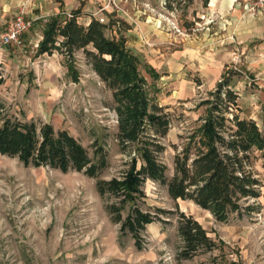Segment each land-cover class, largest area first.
Listing matches in <instances>:
<instances>
[{
    "label": "rangeland",
    "instance_id": "374dc122",
    "mask_svg": "<svg viewBox=\"0 0 264 264\" xmlns=\"http://www.w3.org/2000/svg\"><path fill=\"white\" fill-rule=\"evenodd\" d=\"M0 1L7 11L5 23H0V35L17 15L31 19L32 14L41 12L48 19L55 15L52 11L57 7L64 11V17L77 12L76 19L84 26L91 18H103L106 23L107 15L114 14L113 19L129 28L122 31L123 37L128 30L138 28L140 22L157 26L170 39L164 43L170 50L229 42L235 48L231 62L242 63L240 44L233 35H224L227 19L206 10L203 0ZM233 6L243 16L264 15V0H233ZM170 21L176 23L180 33L173 30ZM43 26L41 20L34 21L21 37L20 47L0 44L4 79L0 100L7 113L21 122L47 123L55 131L66 130L87 149L94 162L99 155L104 156L107 167L99 179L120 178L129 156L116 140L111 92L91 70L82 52L74 55L75 74L69 72L67 61L57 52L37 55ZM112 30L106 34L111 36ZM237 69V73L242 71L241 66ZM170 93L164 90L156 100L171 119L163 140L165 151L159 156L168 177L173 174L174 146L203 116L206 106L201 104L209 98V92L197 90L175 102L169 99ZM258 127L264 133V126ZM253 157L252 170L263 186L261 196L248 203L259 209L251 214L231 215L223 223L191 201L171 199L165 187L147 180L142 186V199L136 204L158 220L145 227L137 248L130 234H121L119 224L111 221L105 205L113 200L99 197L95 178L77 171L25 167L17 159L0 154V264H212L216 255L235 264H264V170L259 153ZM129 208L126 205L122 217ZM176 210L194 218L220 250L191 260L178 259L176 214L159 212Z\"/></svg>",
    "mask_w": 264,
    "mask_h": 264
},
{
    "label": "trees",
    "instance_id": "16d2710c",
    "mask_svg": "<svg viewBox=\"0 0 264 264\" xmlns=\"http://www.w3.org/2000/svg\"><path fill=\"white\" fill-rule=\"evenodd\" d=\"M208 1L203 0V5ZM70 15L64 17L60 10L46 20L36 53L57 52L67 61L69 72L75 74L74 55L82 52L91 70L111 92V108L117 118L116 140L129 156L127 169L120 178L99 179L107 167L104 156L99 155L94 162L87 149L66 130L55 131L47 123L21 122L7 113L1 100L0 154L17 159L25 167H48L62 173L77 171L95 178L99 197L113 200L105 205L111 221L119 224L121 234H130L137 248L145 227L158 220L136 204L142 199V186L147 180L165 187L171 199L188 200L208 211L217 222H226L234 214L258 211L259 207L248 202L261 196L263 184L255 177L252 159L254 153H259L264 170V133L255 121L240 117L238 96L228 88L229 76L209 92V98L201 104L206 106L203 116L179 137V145L174 146L173 174L168 177L159 156L165 151L163 140L171 119L156 101L159 74L142 67L140 59L126 47L122 31L129 28L113 19L114 14L107 15L106 23L91 18L85 26L78 23L77 12ZM112 28L113 34L108 36L106 31ZM141 69H145L151 83ZM73 78L77 81L76 75ZM3 82L0 67V85ZM128 204L129 211L122 217ZM159 212L167 216L176 214L178 259L191 260L199 254L220 250L191 216L177 210ZM216 258L212 264H235L221 255Z\"/></svg>",
    "mask_w": 264,
    "mask_h": 264
},
{
    "label": "crops",
    "instance_id": "0c3cea01",
    "mask_svg": "<svg viewBox=\"0 0 264 264\" xmlns=\"http://www.w3.org/2000/svg\"><path fill=\"white\" fill-rule=\"evenodd\" d=\"M206 6V10L222 14L227 19L223 27L224 35H233L240 44V65L231 62L235 50L232 43L170 50V46L164 44L170 41L168 36L157 26L142 22L138 28L124 34L126 47L140 59L142 67L147 66L159 74L156 100L158 97L159 101V95L164 90L171 91L169 99L175 102L182 101L197 90L213 92L218 83L229 76L228 88L238 96L240 117L255 121L257 126H264V15L243 16L240 9L234 8L233 0H209ZM6 12L0 1V23H5ZM58 12L57 7L53 8L52 14ZM31 17L39 18L38 21L41 20L43 24L47 20L46 14L41 12ZM39 39H42V35ZM240 66L244 73L235 72ZM141 72L147 81L152 82L145 69H141ZM255 79L258 81L254 82ZM79 81L80 84L85 82L81 79Z\"/></svg>",
    "mask_w": 264,
    "mask_h": 264
},
{
    "label": "built area",
    "instance_id": "2783aa9c",
    "mask_svg": "<svg viewBox=\"0 0 264 264\" xmlns=\"http://www.w3.org/2000/svg\"><path fill=\"white\" fill-rule=\"evenodd\" d=\"M262 1L263 0H260V2ZM69 17H71V15H68V18ZM38 19L39 18L26 19L22 15H17L14 19L7 23L5 31L0 35V44L3 46L12 45L15 47H20L21 37L28 32L32 26V23ZM98 20L101 23L104 22L103 18H99ZM170 24L172 25L173 30H175L177 33H180V30L175 22L170 21ZM113 122L117 124L116 117H114Z\"/></svg>",
    "mask_w": 264,
    "mask_h": 264
}]
</instances>
